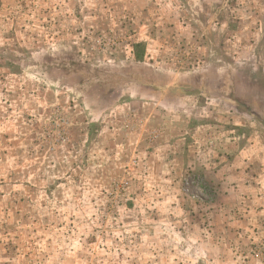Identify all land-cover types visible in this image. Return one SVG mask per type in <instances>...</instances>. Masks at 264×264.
Masks as SVG:
<instances>
[{
  "label": "rangeland",
  "instance_id": "obj_1",
  "mask_svg": "<svg viewBox=\"0 0 264 264\" xmlns=\"http://www.w3.org/2000/svg\"><path fill=\"white\" fill-rule=\"evenodd\" d=\"M83 1L0 0V264H221L191 234L218 195L171 175L163 121L200 86L264 112V30L219 58L201 39L174 42L153 64L143 44L132 55L131 27L86 28Z\"/></svg>",
  "mask_w": 264,
  "mask_h": 264
},
{
  "label": "crops",
  "instance_id": "obj_2",
  "mask_svg": "<svg viewBox=\"0 0 264 264\" xmlns=\"http://www.w3.org/2000/svg\"><path fill=\"white\" fill-rule=\"evenodd\" d=\"M109 1L112 6H107ZM237 5L228 0H84L82 17L86 28L103 34H120L131 27L133 32L126 40H131L132 55L135 46L143 44L146 49L142 59L155 64L168 54L174 42L201 39L213 44V54L219 58L222 43L252 44L259 39V28L264 30V0H246L244 6ZM191 26L201 28L202 37L199 32L195 38L191 36ZM233 35L238 39L233 40ZM249 51L242 52L245 59H254L256 47ZM233 53L241 54L236 50ZM198 89L196 100L187 96L170 104L173 109L165 113L162 137L166 139L171 175L183 177L189 172L188 180H193L192 176L198 174L218 195L202 216L209 227L199 225L191 234L221 264H264V257L247 262L239 257L241 250L252 245L264 250V112L259 109L260 113L250 115L242 107L245 104L223 98L216 85L208 95L205 88ZM177 102L189 110L180 111ZM148 106L153 110L156 107L151 102Z\"/></svg>",
  "mask_w": 264,
  "mask_h": 264
},
{
  "label": "trees",
  "instance_id": "obj_3",
  "mask_svg": "<svg viewBox=\"0 0 264 264\" xmlns=\"http://www.w3.org/2000/svg\"><path fill=\"white\" fill-rule=\"evenodd\" d=\"M135 47H136V48H139V47H140V45H136ZM138 58H139V57H137V59H138ZM139 59H140V58H139Z\"/></svg>",
  "mask_w": 264,
  "mask_h": 264
}]
</instances>
